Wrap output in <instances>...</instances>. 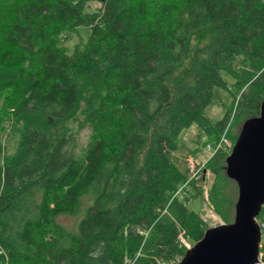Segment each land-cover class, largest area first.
<instances>
[{
  "label": "trees",
  "instance_id": "16d2710c",
  "mask_svg": "<svg viewBox=\"0 0 264 264\" xmlns=\"http://www.w3.org/2000/svg\"><path fill=\"white\" fill-rule=\"evenodd\" d=\"M90 2L99 7L85 11ZM79 26L86 42L67 54L58 37ZM203 27L205 42L189 52ZM0 45V93L23 127L0 166V264L175 263L179 236L193 244L206 229L175 194L183 182L170 161L175 138L195 125L218 142L229 111L213 122L204 110L213 88L228 89L223 76L235 111L257 115L264 0H0ZM81 99L76 129L89 134L79 158L75 133L51 147L48 129ZM227 153L205 163L221 179L206 192L220 214ZM59 217L73 218L71 228Z\"/></svg>",
  "mask_w": 264,
  "mask_h": 264
},
{
  "label": "rangeland",
  "instance_id": "374dc122",
  "mask_svg": "<svg viewBox=\"0 0 264 264\" xmlns=\"http://www.w3.org/2000/svg\"><path fill=\"white\" fill-rule=\"evenodd\" d=\"M235 3H240L241 0H231ZM99 4L95 2L87 3L85 11H93L98 8ZM207 31L205 27L191 36V40L188 44L189 52H192L194 48L202 45L207 38ZM89 30L86 27H76L73 30L61 32L58 37L57 45L65 50V52L71 53L74 46L82 47L86 42ZM1 47V45H0ZM187 64V61L183 63V66ZM180 69H178L179 71ZM178 71L176 73H178ZM175 76V75H173ZM169 79L168 82H170ZM223 80L226 82L228 89L222 90L213 88L210 105L204 110V115L210 121L219 120L226 110L229 111L227 122L223 128L220 137H223L227 144H233L242 122L248 117L244 113H237L235 111V101L237 96H233V101L229 90H232V79L228 76H223ZM234 93V91H233ZM5 95L0 93V148H2L3 159L0 158V166L4 158L9 159L16 151L17 145L20 141L21 134L23 132L22 123L16 121L14 118L8 116V112L4 107ZM84 105V99H81L71 114L63 120L52 121L48 129L50 137V145L53 144L64 134L75 133L77 136V147L75 154L77 157H82L85 144L88 138L89 131L87 128L81 130L76 129V122L81 118L80 112ZM246 116V117H245ZM217 139V135L212 133L210 136L205 137L202 132L195 125L182 129L175 138L176 149L170 154V161L181 172L183 176V182L178 186L177 190L183 192V196L187 202V208L195 212L203 220L206 229L216 226L218 224H226L232 221L233 218V205L236 199V186L232 180H229L222 172L223 183L226 191V203L222 205L221 213H217L213 205L208 201L211 206V213H208L207 207L203 205V192H207L211 184L215 181L218 183L221 179H216L213 175L205 169L206 161L210 158L214 148L213 142ZM209 146V150H207ZM229 152L228 150L226 153ZM143 151L136 158V166H139L143 157ZM198 156V160L202 162V167H198L197 173L193 179H190V170L187 165V159L189 157ZM204 163V164H203ZM200 191L201 195L193 196L196 192ZM210 216V218H209ZM67 228H71L74 219L70 217H59L57 220ZM192 243L184 244L185 249L190 247ZM180 256L176 262L181 258ZM175 262V263H176ZM172 263V264H175Z\"/></svg>",
  "mask_w": 264,
  "mask_h": 264
},
{
  "label": "water",
  "instance_id": "95a60500",
  "mask_svg": "<svg viewBox=\"0 0 264 264\" xmlns=\"http://www.w3.org/2000/svg\"><path fill=\"white\" fill-rule=\"evenodd\" d=\"M235 183L232 221L204 230L175 264H258L256 217L264 204V96L256 116L245 119L224 160Z\"/></svg>",
  "mask_w": 264,
  "mask_h": 264
},
{
  "label": "built area",
  "instance_id": "2783aa9c",
  "mask_svg": "<svg viewBox=\"0 0 264 264\" xmlns=\"http://www.w3.org/2000/svg\"><path fill=\"white\" fill-rule=\"evenodd\" d=\"M231 144H227L226 142H225V140L223 139V137H221L219 140H218V142L214 145V150H213V152H212V154L216 151V150H218V149H224V150H230V148H231ZM207 150H209V146H207ZM211 154V155H212ZM204 164V163H203ZM187 165H188V168H189V170H190V176H189V178L190 179H193V177H195V175H196V173H197V170H198V167L200 168V167H202L203 165H202V162H200L199 160H198V156H196V157H189L188 159H187ZM179 191L180 190H177L176 191V193L175 194H177L178 193V195H179ZM183 196V195H182ZM203 205L205 206V207H207V210H208V213H211V206H210V204L208 203V201H207V198H206V192L204 191L203 192ZM209 218H210V216H209ZM256 223L258 224V227H259V232H260V240H259V245H258V252H259V250H261L262 248H263V246H264V221L263 222H261V221H257L256 220ZM179 244H181V245H183L184 246V244H186V242H185V240L182 238V237H180L179 236ZM260 256H261V253L259 252L258 253V264H264L263 262H261V260H260Z\"/></svg>",
  "mask_w": 264,
  "mask_h": 264
}]
</instances>
